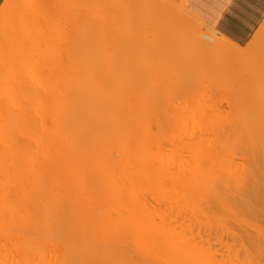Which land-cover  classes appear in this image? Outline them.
Returning <instances> with one entry per match:
<instances>
[{
  "label": "bare ground",
  "instance_id": "1",
  "mask_svg": "<svg viewBox=\"0 0 264 264\" xmlns=\"http://www.w3.org/2000/svg\"><path fill=\"white\" fill-rule=\"evenodd\" d=\"M100 1L0 7V264H261L264 93L132 84L246 53L171 0Z\"/></svg>",
  "mask_w": 264,
  "mask_h": 264
},
{
  "label": "rangeland",
  "instance_id": "2",
  "mask_svg": "<svg viewBox=\"0 0 264 264\" xmlns=\"http://www.w3.org/2000/svg\"><path fill=\"white\" fill-rule=\"evenodd\" d=\"M85 2H87V1H91V2H93L94 0H84ZM95 1H97V2H101L100 0L98 1V0H95ZM68 6V5H67ZM198 19V18H197ZM202 23H204V22H202ZM205 24V23H204ZM213 28H207L206 30H205V32L207 31V34L208 33H210L209 35H212L213 34ZM216 31V30H215ZM217 32V31H216ZM225 38V37H224ZM227 39V38H226ZM255 39H257V41L256 42H253ZM228 40V39H227ZM230 41V40H229ZM230 42H232V41H230ZM232 43H234V42H232ZM234 44H236V43H234ZM236 45H238V44H236ZM257 45V47H254V46H256ZM239 46V45H238ZM242 50H243V52H245L246 54V56L244 55V59H243V56H242V60L241 59H237V57L236 58H233V60H231V62H225V61H216V59H215V56L216 55H214V54H209V53H207L209 56H208V58H205V59H203L202 60V62H200V63H198V66L197 67H200V69H203V72L199 69H197V67H196V69H195V67L193 66V67H191V69H189V68H187L188 70H189V72H191V73H188V75H186V73H185V71L183 70V67H180V66H173L172 68H171V70L169 69V66H164V68H162V70L161 69H159V70H154L152 73H147L148 74V76H149V81L147 80V81H145L144 83H145V85H144V83L142 82H140V81H137V79L134 77V78H132V80L134 79V81H132V84H135V85H137V87H138V91H139V93H142V94H140V95H143V93H144V96H146L147 95V97L149 96V97H162L163 96V94H165L163 97H184V96H194V95H196V96H194V97H197V98H209L210 96V98H217V99H219V100H221L222 102H225L228 98H232V97H241V98H256L258 95H257V93H259L260 91L261 92H263L264 93V22H263V24L261 25V27L259 28V30H258V32L253 36V38L250 40V42L246 45V46H244V47H242V46H239ZM199 58V57H198ZM197 58V59H198ZM196 59V60H197ZM119 60V59H118ZM122 60V59H121ZM121 60H119L118 62H120L119 63V66L121 67V63H122V61ZM238 60H241V61H238ZM117 61V60H116ZM199 61V60H198ZM197 61V62H198ZM201 61V60H200ZM204 62V63H203ZM207 62V63H206ZM234 62H237L236 64H234ZM202 63V64H201ZM229 63V64H228ZM204 64V65H203ZM205 64L207 65V67L205 66ZM209 64V65H208ZM148 65H150V64H139V65H137V64H134V66H133V68H131L130 69V71L128 70V68H127V70H128V73H131V72H136V74L138 73V75L139 74H142V73H144L145 71H146V66H148ZM199 65H201V66H203L204 68L206 67V71H204L205 69L203 68V67H201V66H199ZM117 66H118V63H117ZM136 66V67H135ZM151 66V65H150ZM210 69V70H209ZM126 70V69H125ZM140 70H143V71H141V72H139ZM191 70V71H190ZM194 70L196 71V74L194 73ZM200 72V73H197V72ZM122 73V72H121ZM126 73V72H125ZM124 73V71H123V73L121 74V76H123V77H127L126 75H123V74H125ZM194 75H193V74ZM192 74V75H191ZM198 74L202 77H199L198 76ZM208 77V79H207V77L205 76V75ZM224 76H223V75ZM229 74V75H228ZM185 75L187 76L186 78H185ZM227 75V76H226ZM189 76V77H188ZM191 76V77H190ZM193 76V77H192ZM230 76V77H229ZM205 77V78H204ZM191 78V79H190ZM117 79V78H116ZM120 79V78H119ZM135 79H136V81L138 82H135ZM188 79V80H187ZM118 80V79H117ZM190 80V81H189ZM114 81H115V78H114ZM121 81H123V79L121 80ZM124 81H128L127 80V78H125L124 79ZM123 81V82H124ZM182 81V82H181ZM189 81V82H188ZM147 82H149V84H147ZM154 82V83H153ZM178 82H181V83H183L184 85H185V87H186V89H184V88H182V89H184V91L179 87V85H178ZM117 83H120V82H117ZM124 83H126V82H124ZM161 83H163V84H165L164 85V87H163V84H161ZM177 83V84H176ZM188 83V84H187ZM190 83L192 84L193 83V85H190ZM195 83V84H194ZM127 84V83H126ZM173 84H175L174 86H173ZM199 84V85H198ZM201 84V85H200ZM204 84V85H203ZM206 84H208V87H207V85ZM212 84V85H211ZM147 85H149V86H147ZM153 85V86H152ZM155 85V86H154ZM156 85H160L161 86V88H162V90H161V88L159 89ZM166 85H168V86H166ZM206 85V86H205ZM143 86H145V87H143ZM178 86V87H177ZM197 86H199L198 88H197ZM203 86V87H202ZM209 86H213L212 88L211 87H209ZM216 86V87H215ZM139 87H141V88H139ZM151 87V88H150ZM168 87H169V89H168ZM171 87H173V91H171L172 90V88ZM188 87V88H187ZM194 87V88H193ZM205 87H207V88H205ZM145 88V89H144ZM148 88V89H147ZM154 89V91H152L151 92V90H153ZM164 88H166V90L167 91H163V89ZM178 89V90H176V89ZM201 88H202V90H201ZM205 88V89H204ZM143 89V90H142ZM181 89V90H180ZM197 89H199V90H197ZM212 89V90H211ZM150 90V91H149ZM165 90V89H164ZM175 90V91H174ZM187 90V91H186ZM189 90V91H188ZM196 90V91H195ZM148 91L150 92V93H148ZM158 91V92H157ZM163 91V92H162ZM169 91H171V92H169ZM176 91H177V93H176ZM183 91V92H182ZM192 91V92H191ZM206 91H208L207 93H206ZM147 92V93H146ZM154 92V93H153ZM157 92V93H156ZM163 94H162V93ZM182 92V93H181ZM190 92V93H189ZM201 93V95H199L200 93ZM204 92H205V94H206V96H205V94H204ZM210 92H212V94H210ZM156 93V94H155ZM172 93V94H171ZM174 93H176V95L174 94ZM184 93V94H183ZM195 93H197V94H195ZM202 93H203V95H202ZM246 93V94H245ZM151 94H153V95H151ZM178 94H180V95H178ZM210 95V96H209ZM257 95V96H256ZM208 96V97H207ZM261 96H262V93H261ZM226 111H228V110H226ZM261 199H264V192H262V194H261V197H260ZM263 201V200H262ZM260 202V201H259ZM264 202V201H263ZM262 202V203H263ZM261 204V202L259 203V209L261 208V209H263L264 210V207H262V206H264V203L262 204V205H260ZM260 209V210H261ZM262 225V224H261ZM262 227H264V224H263V226ZM262 229V228H261ZM251 229H244V230H236L237 232L239 231V233H244V232H246V231H250ZM263 231L261 232V234H262V236H261V234H260V236H261V238H262V241L260 240V238H257L258 236H259V234H258V236L256 235V234H251V236H249V237H247V236H240V238L242 237L243 239L245 238V240L247 241L246 243L248 244L249 242V245H247V251L249 252V253H251L254 257H256L257 255H259V256H257L259 259L258 260H260L261 259V257L263 258L262 260L263 261H261V264H262V262H264V250L262 251L261 249H259L258 247H260V248H262L263 249V247H262V242H264L263 241V239H264V236H263V232H264V228L262 229ZM214 231H218V230H214ZM261 230H260V228H259V232H260ZM237 232H234V233H237ZM239 233H237V234H239ZM216 235V234H215ZM215 235H213V238L215 237ZM218 236V235H217ZM255 236H257L256 238H257V240L256 241H254V242H251V240H252V238L253 237H255ZM259 236V237H260ZM226 238H228V240H230L229 239V236L227 237V236H225ZM225 237H223L222 239H224ZM225 238V239H226ZM232 238H235V237H232L231 236V239ZM247 238H249V239H247ZM218 239L219 238H217V240H216V238H215V242L214 243H212V244H210V246H212L213 244H215L216 243V241H217V245H218ZM221 239V240H222ZM224 239V240H225ZM242 239V240H243ZM259 239V240H258ZM221 240H220V242H221ZM241 240V241H242ZM212 241V240H211ZM231 241V240H230ZM241 241L239 240V242L241 243ZM244 241V240H243ZM258 241H259V245H258ZM227 242V241H226ZM233 242H235V239H234V241ZM232 242V243H233ZM245 242V241H244ZM242 243V247H243V245H245V243ZM255 242H257V246H254V243ZM222 243L223 242H221L220 243V245H221V248L223 247L222 246ZM229 243V241L226 243V245H233V244H228ZM261 243V244H260ZM214 245L213 246V249L212 250H214V251H212L213 252V254L214 253H216V252H218L219 250L217 249V245ZM224 244V243H223ZM235 244V247L237 246L236 244H238V243H234ZM230 246L229 247H227V249L228 248H230ZM234 246V245H233ZM233 246H232V248H233ZM246 246V245H245ZM215 247V248H214ZM240 247V246H239ZM238 246H237V248H239ZM252 247H254V248H252ZM255 247H256V250H257V254L254 252V250H251L250 251V249H255ZM218 248H220L219 247V245H218ZM226 248V246L224 247V249ZM246 248V247H245ZM215 250H217L216 252H215ZM222 250V249H221ZM226 250V249H225ZM230 250H231V248H230ZM233 250V249H232ZM231 250V251H232ZM237 250H239V249H236L235 248V251H237ZM246 250V249H245ZM223 251V250H222ZM228 251V250H227ZM234 251V250H233ZM243 251H244V247H243ZM243 251H239V252H243ZM221 252V251H220ZM220 252H218L217 254H222L223 252H225V254H226V251H223L222 253H220ZM238 252V253H239ZM236 253V252H235ZM224 254V255H225ZM227 254H228V252H227ZM242 254V253H241ZM255 254H256V256H255ZM215 255V258H217L218 259V261H223V260H221L222 258H225L224 259V261L223 262H225L226 261V257H222V258H220L221 256H216V254H214ZM223 255V254H222ZM223 255V256H224ZM226 256V255H225ZM220 259V260H219ZM243 259V258H242Z\"/></svg>",
  "mask_w": 264,
  "mask_h": 264
},
{
  "label": "crops",
  "instance_id": "3",
  "mask_svg": "<svg viewBox=\"0 0 264 264\" xmlns=\"http://www.w3.org/2000/svg\"><path fill=\"white\" fill-rule=\"evenodd\" d=\"M228 40L246 46L264 22V0H171ZM5 0H0V7Z\"/></svg>",
  "mask_w": 264,
  "mask_h": 264
}]
</instances>
